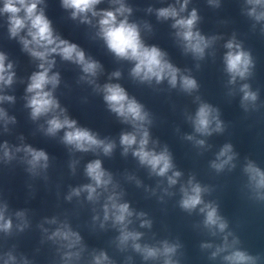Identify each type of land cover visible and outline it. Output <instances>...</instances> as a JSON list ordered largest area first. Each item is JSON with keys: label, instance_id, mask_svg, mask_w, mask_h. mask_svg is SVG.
I'll use <instances>...</instances> for the list:
<instances>
[{"label": "clouds", "instance_id": "obj_1", "mask_svg": "<svg viewBox=\"0 0 264 264\" xmlns=\"http://www.w3.org/2000/svg\"><path fill=\"white\" fill-rule=\"evenodd\" d=\"M102 0H62V7L70 10L73 20L79 19L83 24H92L91 18L96 19L98 27L97 35L103 40L107 49L120 60L129 61L133 64L130 75L140 82H149L153 80L161 83L167 80L173 88L179 84L180 88L187 93H192L198 89V83L190 75L181 73V70L174 66L167 58L166 53L159 47L145 44L141 37L140 26L135 22H130L128 17L132 12L121 0H114L119 6L114 10L97 11L96 6ZM188 0L180 5L179 10L173 6L160 8L157 10V17L162 19H172V27L177 29L176 35L182 41L185 52H190L196 59H202L205 50L211 46L215 37L209 39L201 35L196 30V24L199 19L197 11L193 9L187 17L180 14L185 11ZM214 3V0H209ZM42 0H3V7L0 13L7 14L8 32L11 38H18L23 51L27 52L33 59L39 61L38 70L34 71L26 87L28 94L26 107L30 109V117L33 121L40 118H46L45 133L48 136H55L58 132H64L62 141L65 145L71 146L76 151L88 152L97 149L102 150L105 155H110L115 148V143L99 139L96 134L86 128L77 126V121L69 118L66 109L62 108L53 92L60 83V75L53 72L55 66V56L62 60L72 62L81 68L88 83L95 85V77L102 70V65L95 59L86 55L85 51L76 43L58 35L52 26V22L45 15V12L39 5ZM250 5L248 15L256 21L264 20V0H247ZM258 9H261L258 11ZM91 17V18H90ZM145 27H149L145 25ZM227 49L224 54L225 71L229 75V84H235L237 79L245 80L251 74L253 60L251 54L245 51L235 38L225 44ZM7 57L0 52V85L11 86L15 79V71L11 62L6 63ZM121 73L113 72L112 77L119 79ZM98 91L103 93V100L109 110L121 118L123 122L132 126V131L124 132L120 136V145L123 147V153L127 154L130 150L141 165L147 166L151 173L159 177H167L168 186L177 184L182 173L174 170L171 154L167 147L157 152L154 148H149L150 134L147 125L151 123L149 114L144 107L134 97H130L126 90L119 83H106L102 86L95 85ZM243 94L241 106L247 112L249 108L255 109L258 93L251 90L250 85L245 83L240 87ZM14 97L10 95H0V102H13ZM199 100V97H197ZM0 119L5 123L15 122L14 117H8L7 113L0 109ZM194 127L195 133L201 136H210L214 132L224 131V122L220 119L219 109L211 104L201 102L193 117H189ZM188 140H194L195 144L203 147L205 140L195 139L194 136H187ZM3 156L7 160L13 158V153L5 142L3 145ZM16 152L23 151L25 159L29 165V171L33 174L38 169L48 167V154L42 149L33 148L31 145H24L16 148ZM236 154L233 152V146L226 143L217 153L210 167L217 173L222 172L226 167L231 170L235 167L233 163ZM86 175L91 183L72 190L68 199L72 196H79L82 192L87 193V200L96 202L100 199L102 192H107L106 201L103 204V221H112L114 227H118L119 236L117 238V247L123 251L129 244L140 253L144 260H155L163 257V264H176L172 259L177 251L178 245L170 244L167 241L162 242L160 247L141 245L138 241L142 233L130 231L129 225L132 223L131 217L133 211L128 203H121L120 195L115 191L116 185L113 184V178L102 166V162L96 159L89 162L86 166ZM247 176V187L253 193V198L264 201V170H261L252 161H248L244 168ZM171 172V175L169 173ZM139 183V182H137ZM112 190L109 191V186ZM166 194L168 189H164ZM211 189L195 182L194 177H190L186 185H181L180 192L182 198L179 202L181 209L191 213L199 208L203 214V226L211 232L223 234V243L217 246L211 253L212 258L221 253H226L223 260L226 264H257L259 257L252 256L248 252L236 247L239 244L238 238H233L229 242L230 232L228 222L219 214L218 205L215 202H206L204 194L209 193ZM5 208H0V230L9 232L12 227V220L5 218ZM18 217L23 218L24 213L18 212ZM144 216V213H139ZM94 220L99 217H94ZM150 227V221L143 220L141 227ZM50 239L59 240L64 243L68 249L64 253V260L67 264L73 258L80 259V250L72 251L81 245V236L73 231L67 224L57 228ZM204 248H211V244L202 245ZM16 257L9 254L5 264L9 261L15 262ZM91 264H113L106 252L100 251L93 253Z\"/></svg>", "mask_w": 264, "mask_h": 264}]
</instances>
